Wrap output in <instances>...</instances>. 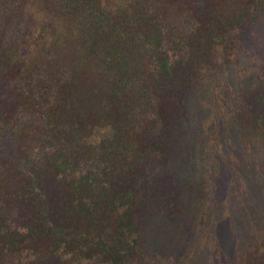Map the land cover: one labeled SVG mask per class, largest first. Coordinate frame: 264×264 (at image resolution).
Masks as SVG:
<instances>
[{"label": "trees", "instance_id": "obj_1", "mask_svg": "<svg viewBox=\"0 0 264 264\" xmlns=\"http://www.w3.org/2000/svg\"><path fill=\"white\" fill-rule=\"evenodd\" d=\"M263 21L264 0H0V264H164L147 220L201 191L174 156ZM229 92L263 128L264 79Z\"/></svg>", "mask_w": 264, "mask_h": 264}, {"label": "rangeland", "instance_id": "obj_2", "mask_svg": "<svg viewBox=\"0 0 264 264\" xmlns=\"http://www.w3.org/2000/svg\"><path fill=\"white\" fill-rule=\"evenodd\" d=\"M247 45L240 64L218 78L229 97L213 95L211 86L201 92L198 115L174 156L185 182L201 191L192 192L179 219L157 211L147 220V239L164 264H245L264 244V127L236 122L229 92L264 79V21Z\"/></svg>", "mask_w": 264, "mask_h": 264}]
</instances>
